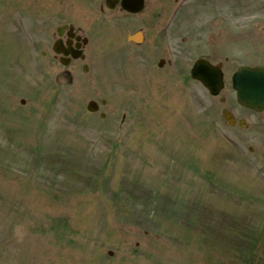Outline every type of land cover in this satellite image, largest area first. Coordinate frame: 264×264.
Here are the masks:
<instances>
[{"label":"rangeland","instance_id":"obj_1","mask_svg":"<svg viewBox=\"0 0 264 264\" xmlns=\"http://www.w3.org/2000/svg\"><path fill=\"white\" fill-rule=\"evenodd\" d=\"M102 2L0 0V264H264V143L221 115L243 118L232 72L264 63V0ZM65 21L90 28L67 66L45 46ZM200 56L223 102L190 78Z\"/></svg>","mask_w":264,"mask_h":264},{"label":"water","instance_id":"obj_2","mask_svg":"<svg viewBox=\"0 0 264 264\" xmlns=\"http://www.w3.org/2000/svg\"><path fill=\"white\" fill-rule=\"evenodd\" d=\"M107 1L109 2V0ZM122 5L129 11L135 12L141 9L142 0H124ZM190 72L191 76L199 80L212 95L218 94L223 86L220 68L211 65L207 60L198 59ZM231 80L239 104L256 110L264 107V68L242 66L232 75ZM96 108L94 101H90L87 105V109L90 111H94ZM223 113L225 114V112Z\"/></svg>","mask_w":264,"mask_h":264},{"label":"flooded vegetation","instance_id":"obj_3","mask_svg":"<svg viewBox=\"0 0 264 264\" xmlns=\"http://www.w3.org/2000/svg\"><path fill=\"white\" fill-rule=\"evenodd\" d=\"M102 4H99V11L101 14H105L106 12H114L117 10L125 16L132 15L130 13L121 10L119 7H116L114 10L105 9L102 6ZM53 29L54 31H50V33L47 32V36L49 37V40L48 42H45V46L47 48H50V55L52 60H55L57 63H59L60 58H62L63 60H66L68 64H71L76 60H80L77 58L76 59L73 58V56L77 55V56H82V58H85V48L90 41L89 26L88 29H86L82 24H78L72 21H67V22L65 21L58 25H55ZM141 31L144 40L147 32L143 29H141ZM85 42H87V44H84ZM40 43L42 44V39L40 40ZM128 43H132V42H128ZM53 45L55 46V49H53ZM41 55L45 57L48 54L46 53L45 50H41ZM160 58L167 65L171 63L170 60L166 61L164 57H159V59ZM162 67L163 66L159 68ZM63 73L68 74L67 70H63ZM58 77H59V72L56 70L54 74L55 82L58 81ZM243 119H244V128L249 130L257 129L260 132L259 139L261 141V144L264 143V109L259 112H256L250 108H245L243 113ZM261 155L262 158L264 159V145L261 150Z\"/></svg>","mask_w":264,"mask_h":264}]
</instances>
